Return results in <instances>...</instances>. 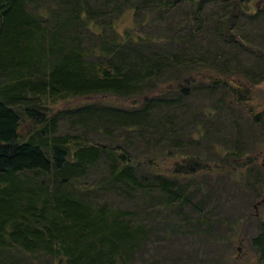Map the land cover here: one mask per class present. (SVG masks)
<instances>
[{"label": "trees", "instance_id": "obj_1", "mask_svg": "<svg viewBox=\"0 0 264 264\" xmlns=\"http://www.w3.org/2000/svg\"><path fill=\"white\" fill-rule=\"evenodd\" d=\"M245 1L0 0V264H152L159 232L181 238L192 221L174 209L187 199L186 181L212 170L257 206L264 196V111L250 101L264 77V2L248 13ZM126 11L132 25L119 30ZM243 15L260 29L263 48L240 39L235 27ZM247 51L257 64L233 68ZM197 92L209 107L190 109L187 100ZM94 95L135 103L55 111L46 105ZM224 109L244 114L250 133L237 131L230 146L224 135L209 140L205 149L219 150L220 161L208 165L195 149L208 140L206 122L223 131ZM176 111L199 117L181 137L165 121ZM90 129L110 134L109 143L90 141ZM134 134L149 138L131 150L125 142ZM182 137L186 149L179 148ZM164 145L169 155L184 156L171 163L150 158L165 153ZM231 219L210 221L205 213L192 222L213 238L221 227L235 230L242 217ZM251 246L256 264H264V220Z\"/></svg>", "mask_w": 264, "mask_h": 264}, {"label": "rangeland", "instance_id": "obj_2", "mask_svg": "<svg viewBox=\"0 0 264 264\" xmlns=\"http://www.w3.org/2000/svg\"><path fill=\"white\" fill-rule=\"evenodd\" d=\"M264 2V0H262ZM246 10L248 13H255L259 7L258 0H247L244 3ZM214 13L215 11L210 8L207 9V14ZM241 22L237 23L235 30L238 31V35L242 41L246 42L251 48H263L262 41L256 37L259 33L257 25L250 22L248 17L243 15L240 19ZM243 23V24H242ZM261 22H259L260 24ZM132 25V12L126 11L123 14V17L118 22V29L123 30ZM232 51V50H231ZM233 53V52H232ZM239 59V66L233 64L232 67L239 70V68H250L254 67L257 64V59L252 55L251 52L247 51L245 53H241L237 58ZM232 68V69H233ZM192 98L187 100L188 105H190V109L198 110L199 107L207 108L210 106V99L204 93H194ZM251 97L250 101L254 110L258 112L264 111V77L261 82L256 84L251 88ZM135 103V100H126L123 101L113 96L108 95H94L88 97H75V98H66L56 100L54 102L49 101L46 103L50 108V111H55L61 108H69L76 109L79 106L89 105V104H101L106 107H118V108H128L132 104ZM222 112V126L223 131H216L211 129V126H208L209 122H206V126H201V131L206 133V137L208 140L206 142H201V148L195 149V152L205 154L206 163L208 165H214L219 162L217 151L219 150H206L204 146H207L210 141H216L215 137H220V135H224L228 137L226 140L229 145L234 139V134L238 131L239 135H242V138H248V133H250V129L248 130V126L245 123V115L240 114L236 111L224 109ZM168 112L165 113L167 116ZM169 114H173V112H169ZM161 115V113H160ZM194 117L195 122L198 121L199 117L190 116L182 114L180 111H176V115L172 116V119L166 118L165 121L167 124H172L175 131L181 137L183 131L189 132L193 131V120ZM264 119V115H263ZM200 121V120H199ZM224 121V123H223ZM218 123V122H217ZM61 123L59 125V130L61 132H66L68 129ZM211 125V124H209ZM206 127V128H205ZM219 127V123L216 125V128ZM235 127H239V130H235ZM205 128V131H204ZM101 130V129H99ZM174 133V131H173ZM86 136L90 139V141H95L98 143H109L106 137L110 136L103 135L96 130L90 129ZM197 135H195L196 137ZM148 136L142 138V134H134L130 135L128 139H126L125 145L133 150L136 146H142L143 139H148ZM264 138V137H263ZM210 140V141H209ZM174 141H179L178 136L174 138ZM183 143L179 147L181 149H186L187 147V139H181ZM216 142V149L219 148V145ZM154 143L151 142V145ZM157 146V145H155ZM167 151L160 152L155 157L151 156L150 158H154L156 161L167 160L168 163L173 162L174 160L183 157L184 154L181 153L184 150H181L179 153L176 151V155L168 154V146L164 145ZM171 151V150H170ZM259 151V150H258ZM257 151V152H258ZM258 154V153H257ZM262 155V152L259 153ZM170 156V157H169ZM217 166H213L216 169ZM215 170L209 171V175H198L195 176L192 180L189 179L186 182L191 183V187L186 192V198L183 205L181 207H175L174 209L181 210L182 214L185 217L190 218L192 221L196 220L202 214L207 213V217L210 221L217 220L220 218H228L232 217L231 220L238 219L242 217V220L235 227V230L227 232L225 227H221L220 229H216V232L221 231L220 236L212 235L211 237H205L203 235V230L205 231V226H199L196 222L189 221L184 228L192 233L187 234V232L181 238L171 239L169 235L164 234L163 232H159L160 235H163V240H160L159 243H156L154 247H151L149 251L150 254L153 255L154 248L156 247V252L160 255L159 257L153 255L152 264H171L168 259H172L174 264H256L257 255L255 250L251 246V239L255 236L257 232L258 221L264 220V196L263 201L259 202L257 206L254 207L249 200L242 201L238 198V195L233 193L232 187L233 184L227 185V178H221L214 173ZM191 180V181H190ZM226 181V182H225ZM106 200L113 201L114 205L117 200L113 196L107 195L105 197ZM128 205V204H124ZM237 206V210L235 209ZM234 209V210H233ZM155 214L162 215L164 211H159L156 209ZM174 219V225H178L180 223V215L172 216ZM152 221H161V219H153ZM156 224V223H155ZM163 225V224H161ZM212 223H209L208 226H211ZM217 237V239H216ZM175 258H173V256ZM177 258V259H176Z\"/></svg>", "mask_w": 264, "mask_h": 264}]
</instances>
